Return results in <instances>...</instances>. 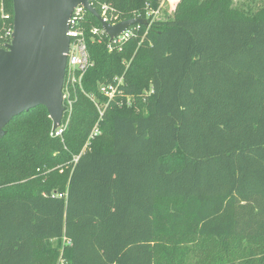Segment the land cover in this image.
Masks as SVG:
<instances>
[{
  "label": "trees",
  "instance_id": "1",
  "mask_svg": "<svg viewBox=\"0 0 264 264\" xmlns=\"http://www.w3.org/2000/svg\"><path fill=\"white\" fill-rule=\"evenodd\" d=\"M232 1L178 0L164 18L161 0L90 1L147 24L112 45L86 12L92 66L68 85L62 135L43 106L4 126L0 264H264V6Z\"/></svg>",
  "mask_w": 264,
  "mask_h": 264
},
{
  "label": "water",
  "instance_id": "2",
  "mask_svg": "<svg viewBox=\"0 0 264 264\" xmlns=\"http://www.w3.org/2000/svg\"><path fill=\"white\" fill-rule=\"evenodd\" d=\"M81 4L116 37L146 19L116 24L102 20L89 0H12L11 40L0 47V137L13 118L38 106L46 108L55 129L64 113L63 84L69 47L68 20Z\"/></svg>",
  "mask_w": 264,
  "mask_h": 264
},
{
  "label": "built area",
  "instance_id": "3",
  "mask_svg": "<svg viewBox=\"0 0 264 264\" xmlns=\"http://www.w3.org/2000/svg\"><path fill=\"white\" fill-rule=\"evenodd\" d=\"M91 1V0H89ZM157 10L154 11L157 12ZM86 12H88L85 7L81 4L76 5L72 13L70 15V18L68 20V30L67 35L69 36V47L66 57V68H65V77H64V84H63V105H64V113L62 116V119L60 121V124L55 128L51 129L50 135L51 136H61L63 133V130L65 129L70 113H71V99H69V93H68V85L73 86L75 83H79L81 81V77L84 74V72L92 66V61L90 60L87 46H86V29H85V15ZM102 20L105 22H108L110 24H116V18L117 16L114 13L113 7L109 3H103L100 7V13ZM0 16L3 19L9 18L10 14L4 11V7L2 3L0 4ZM155 17V16H154ZM133 26V25H131ZM129 26L124 31H122L119 35L116 37L110 38L104 29L102 28L101 24L99 23V26H91L89 28V33L94 36L97 41H101V36L103 34H106L110 42H112V45H121L123 42H125L127 39H129L131 36L134 35V28ZM138 26V25H137ZM12 31V30H11ZM10 31V35H11ZM11 37V36H10ZM112 45H109L110 48ZM116 84H108L103 85L101 84L99 87V91L106 95L109 99H112L115 93L117 92V87L119 84L122 83V77H118L115 79ZM103 113V110H100V115ZM98 132L97 128L95 127L92 130V135H95ZM59 197L62 196V194H58ZM69 244V241H67Z\"/></svg>",
  "mask_w": 264,
  "mask_h": 264
},
{
  "label": "rangeland",
  "instance_id": "4",
  "mask_svg": "<svg viewBox=\"0 0 264 264\" xmlns=\"http://www.w3.org/2000/svg\"><path fill=\"white\" fill-rule=\"evenodd\" d=\"M177 1L178 0H161L159 10L155 12L154 16L156 18H164L167 16H172L173 10H174L173 6L177 3ZM232 6L236 7L237 9L243 10V11H250V12L253 11L254 12V11H258L264 6V0H233ZM4 11L7 13H10L9 11H6L5 8H4ZM60 171H62V169H60ZM173 205L175 204L172 202H165L161 200L157 201L156 206L158 209V214L169 212L170 207H173ZM190 257L192 259V256Z\"/></svg>",
  "mask_w": 264,
  "mask_h": 264
}]
</instances>
